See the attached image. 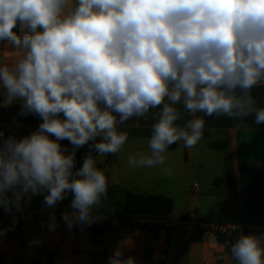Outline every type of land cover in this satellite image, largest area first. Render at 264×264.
Segmentation results:
<instances>
[{
	"label": "clouds",
	"instance_id": "clouds-1",
	"mask_svg": "<svg viewBox=\"0 0 264 264\" xmlns=\"http://www.w3.org/2000/svg\"><path fill=\"white\" fill-rule=\"evenodd\" d=\"M0 42L22 53L0 64L3 104L19 101V115L42 121L22 138L0 130L5 212L36 195L54 210L71 194L62 215L69 231L100 219L109 182L93 153H119L129 136L119 126L150 111L147 151L128 157L135 168L165 164L177 142L197 145L205 117L264 123L253 94L264 86V0H0ZM230 255L234 264H264V234L239 235ZM108 264L136 260L117 246Z\"/></svg>",
	"mask_w": 264,
	"mask_h": 264
},
{
	"label": "crops",
	"instance_id": "crops-1",
	"mask_svg": "<svg viewBox=\"0 0 264 264\" xmlns=\"http://www.w3.org/2000/svg\"><path fill=\"white\" fill-rule=\"evenodd\" d=\"M21 55L7 42H0V64H14ZM253 94L258 106L264 107V86L254 89ZM20 108L19 101L5 106L0 95V130L6 136L22 138L42 122L34 114L19 115ZM189 118L185 115L179 123L183 125ZM205 120L203 138L197 145L185 148L182 141L177 142L167 153L182 148L183 157L166 154L165 164L155 166L152 176L158 175L160 180L168 182L161 189L163 191L145 194L164 195L173 200V211L159 217L161 220L235 223L261 229L260 234H264V123L256 124L254 116L245 118L247 126L244 128L224 116L205 117ZM153 123L150 111L147 120L133 118L120 125V130L129 134L126 145L135 142L138 150L147 151L146 142ZM128 157L116 158V163L110 167L103 166L109 175L107 199L94 212L100 219H118L121 223L77 224L71 231L65 223H57L56 229L50 231V222L40 220L38 214L71 212L73 197L69 194L53 210L43 206V195H36L30 203H24L22 212L28 213L25 219L0 221V258L6 259L8 264H108L114 249L121 246L124 255L133 256L136 264H234L230 248L243 234L240 231L228 236L205 234L194 238L183 231H165L158 227L145 230L132 224L130 219L134 216L125 212L124 196L127 191L139 192L131 188L128 176L154 167H132ZM165 169H170L171 175ZM195 183L198 191L193 195ZM117 194L120 207L108 209ZM181 196L188 204L178 207L175 198Z\"/></svg>",
	"mask_w": 264,
	"mask_h": 264
},
{
	"label": "built area",
	"instance_id": "built-area-1",
	"mask_svg": "<svg viewBox=\"0 0 264 264\" xmlns=\"http://www.w3.org/2000/svg\"><path fill=\"white\" fill-rule=\"evenodd\" d=\"M198 191V185L195 183L192 187L193 195H196ZM63 214H54L56 223H65L62 219ZM28 216L27 212L13 211L12 213L5 212L4 209H0V221L8 219H25ZM38 218L45 222H50V214H38ZM132 224L141 229L152 230L154 228H160L165 231L178 230L183 231L190 236L197 238L200 235L214 234L217 236H228L236 232H242L243 234H260L263 230L257 228H247L235 223H224V222H205L196 221L192 219H182L179 221H168L161 220L158 217H140L134 216L130 219ZM118 219H98L94 223L100 225H117L121 223ZM92 223V224H94ZM91 224V225H92Z\"/></svg>",
	"mask_w": 264,
	"mask_h": 264
},
{
	"label": "trees",
	"instance_id": "trees-1",
	"mask_svg": "<svg viewBox=\"0 0 264 264\" xmlns=\"http://www.w3.org/2000/svg\"><path fill=\"white\" fill-rule=\"evenodd\" d=\"M62 146L71 151L72 146L68 141L61 142ZM89 152V146L85 145L76 152V168L81 167L85 156ZM95 157L97 154L93 153ZM115 155L109 154L106 166L115 162ZM100 168L99 166H97ZM174 202L170 197L154 194H139L127 191L124 196V209L128 215L140 217H161L173 211ZM0 264H8L6 259L0 258Z\"/></svg>",
	"mask_w": 264,
	"mask_h": 264
},
{
	"label": "rangeland",
	"instance_id": "rangeland-1",
	"mask_svg": "<svg viewBox=\"0 0 264 264\" xmlns=\"http://www.w3.org/2000/svg\"><path fill=\"white\" fill-rule=\"evenodd\" d=\"M125 147L126 148L123 147L119 153L114 154L117 159H120V160L125 159L127 156H130V155L132 156L137 151H140L136 148L137 146H135V142H131V145L125 144ZM166 154L169 156L171 155L175 158H182L183 157V149L179 148V149L175 150L174 152H172V154H169V153H166ZM107 158H108V155L106 157H99V156L96 157L97 166H100L101 170L104 168L103 166H106ZM115 163H116V159H115V162L113 164H111L110 166L114 165ZM110 166H108V167H110ZM103 171L106 174V171L104 169H103ZM154 172H156V167H154L152 169H144L143 172L139 171V172H137V174L129 175L128 176V178H129L128 183L130 185H132L131 186L132 189L139 192L140 194L161 193L159 191H163L161 189L168 182L164 179L160 180L158 175L152 176V174H154ZM106 176L108 177L109 175H106ZM111 176H112V178L115 179L114 175H111ZM139 185H141V186H139ZM132 192H134V191H132ZM175 199H176V205L178 207H180L182 204H185V205L188 204L187 199L183 196L178 197V198L176 197ZM118 206L120 207V196H119V194L116 195L113 204L110 206L108 204L107 208L110 210H117ZM207 222H210V221H207Z\"/></svg>",
	"mask_w": 264,
	"mask_h": 264
}]
</instances>
